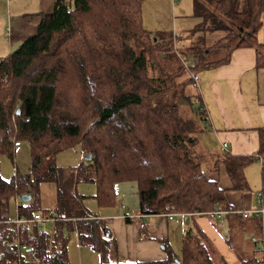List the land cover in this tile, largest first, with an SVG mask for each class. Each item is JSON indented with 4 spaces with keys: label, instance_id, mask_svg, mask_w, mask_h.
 Instances as JSON below:
<instances>
[{
    "label": "trees",
    "instance_id": "16d2710c",
    "mask_svg": "<svg viewBox=\"0 0 264 264\" xmlns=\"http://www.w3.org/2000/svg\"><path fill=\"white\" fill-rule=\"evenodd\" d=\"M143 4L56 0L36 34L0 58V158L15 163L16 145L26 142L32 163L16 180L0 174V264H70L72 234L99 254L100 264H229L195 226L186 228L180 255L164 244L170 254L163 260H112L116 243L106 222L84 208L88 197L78 193L80 183L97 186L92 198L100 207L116 205V184L135 182L141 214L208 216L219 208L228 211L225 218H239L212 174L224 167L232 189L245 192L246 167L260 160L264 205V129L256 156H210L197 139L206 120L194 107L199 95L188 91L193 76L227 63L242 46H255L258 66H264V44L256 37L264 0H194L195 43L186 47L176 46L178 36L147 30ZM76 146L90 161L58 167L56 156ZM44 184L56 186L59 221L52 229L33 223L20 231L26 249L19 255L12 204L17 198L20 218L32 219L43 211ZM257 252L262 258L253 252L240 262L264 264V246Z\"/></svg>",
    "mask_w": 264,
    "mask_h": 264
},
{
    "label": "crops",
    "instance_id": "0c3cea01",
    "mask_svg": "<svg viewBox=\"0 0 264 264\" xmlns=\"http://www.w3.org/2000/svg\"><path fill=\"white\" fill-rule=\"evenodd\" d=\"M26 1L25 6L20 10L13 8L12 3H8L10 6L6 12L0 2V58L7 57L16 45L24 43L36 34L41 19L53 10L56 3V0H33L30 6ZM10 12H13V15L11 13L10 16ZM8 31L11 32L9 36H7L10 33ZM174 32L179 33V30ZM256 37L259 44H264V13ZM197 75L200 80L196 86L199 103L197 107L195 105V109L200 111L202 108L203 111L200 113L206 119L203 123L206 132L203 133L201 140L205 144L207 141L213 145L212 148L204 150L213 157L226 153L234 156H256L260 147L259 130L264 129V66H258L255 46L239 47L232 52L227 63L213 69L201 70ZM198 136L199 134L197 139ZM23 144L21 142L16 145L15 163L11 162L9 169L5 160L7 157L0 158V174L4 179H13L18 173L25 176L31 171L32 163L26 164V158L23 160V166L18 162ZM24 151L30 156L27 143ZM29 159L31 161V156ZM82 159L81 149L76 146L74 149L60 152L56 156V165L61 168H74ZM66 161L68 163H61ZM254 163H258L261 168L260 160ZM219 169L212 174V178L222 189H225L224 197L231 205L232 211L255 209L260 195L259 189L253 190L248 182L249 190L245 192L233 190L226 169L224 167ZM247 178L246 175V180ZM247 181H250L249 178ZM133 183L124 182L115 185L117 203L111 207H100L96 199L92 198L97 193L95 184L80 183L77 187L80 195L88 197L83 201L84 208L106 222L111 238L116 242L119 260L142 262L163 260L167 257L164 244L171 247L173 238L177 239L179 236L182 238L186 228L190 226L203 230L216 252L220 253L229 264H242L239 257L241 255L246 258L252 257L253 252L258 258H262L263 254L257 252L262 250L261 245L253 241V238L261 240L263 237V221L259 217L229 216L226 218L229 232L227 236L219 232L218 220L210 219L204 214L193 216L190 222L170 221L163 215L151 216L146 222V230L141 231L136 220L128 223L123 215L126 212H139L138 185ZM40 190L39 202L41 197L52 196L51 205L43 207L40 204L43 210L41 213L46 215L54 210L57 189L54 184L48 186L44 184ZM16 201L17 198L12 204L10 220L17 214ZM130 206L135 210L132 211ZM181 223H185L184 226H181ZM170 249L172 250V247ZM68 258L71 264H100L99 254L90 247L79 245L78 241L68 244Z\"/></svg>",
    "mask_w": 264,
    "mask_h": 264
},
{
    "label": "rangeland",
    "instance_id": "374dc122",
    "mask_svg": "<svg viewBox=\"0 0 264 264\" xmlns=\"http://www.w3.org/2000/svg\"><path fill=\"white\" fill-rule=\"evenodd\" d=\"M25 1L26 0H0V2L3 4L5 7V12L8 6L12 3L13 8H17L18 10L22 9L23 6H25ZM32 1L33 0H27L29 2L30 6H32ZM55 1V0H52ZM193 1L194 0H144V4L142 7L143 11V25L144 27L149 30L152 33H156L157 31L165 32V34L170 35L173 34V36H178L176 46L178 47H186L189 45H193L195 43L193 41V36H192V31L191 28L194 27L196 23V19L193 17ZM10 3V4H8ZM13 15V12H10ZM8 15V12H7ZM179 33H175L174 31H178ZM173 32V33H171ZM188 91L191 93L197 94V87L192 86L189 87ZM196 107L198 104H195ZM195 107V106H194ZM195 107V108H196ZM182 110L184 112H189L190 113V106L186 104V102H183L182 104ZM201 127L204 129L202 130V133H199L198 136V141L200 143V147L202 152L207 153L205 150L210 149L213 147V145H210L209 142L206 141V144L204 141H202V135L204 132H206V128L203 127V124H201ZM21 143V142H19ZM18 143V145H19ZM23 144V150L19 153V161L21 165L23 166V160L26 158V164L31 165L30 161V156L28 152L24 151V148L26 146V142H22ZM204 143V145H203ZM206 145V146H205ZM207 148V149H206ZM200 149V148H199ZM205 149V150H204ZM76 150L79 151L78 148ZM74 152V151H72ZM201 152V153H202ZM83 156V154H82ZM205 156V155H204ZM85 159V157L83 156ZM6 163H8V169L11 167V161L7 158ZM61 163H68L66 162H61ZM28 167V165H27ZM260 172L261 168L259 167L258 163H253L250 164L249 167H247V170L245 174L249 178L250 181L249 185L250 188L253 190L261 189V178H260ZM245 175V176H246ZM17 176V175H16ZM16 176L13 178L16 180ZM247 178V180H248ZM133 184H136L135 182ZM48 186V185H47ZM45 192V191H44ZM52 196L46 195L45 197H41V201L39 204H41L43 207H48V205L52 204ZM15 200V199H14ZM131 210H135L132 206H130ZM41 213V212H38ZM132 214H136L137 212H131ZM135 221V220H134ZM190 222V221H189ZM185 223H181V226H184ZM50 229V228H47ZM228 229L226 228L224 231V234H228ZM174 240L171 242V247H172V252H175L177 255H180L182 252V243H181V236L176 238H173ZM75 240V241H73ZM77 241L76 235L72 234L71 239L69 241V245L73 244L74 242ZM116 243V242H115ZM87 247V246H84ZM163 247V245H161ZM169 246V248H171ZM166 255H169L170 252L166 250L165 252ZM118 249H115V252L111 253V259L114 260L116 257L118 258ZM233 256V255H232ZM121 261V260H120ZM131 261V260H130ZM71 264V263H70Z\"/></svg>",
    "mask_w": 264,
    "mask_h": 264
},
{
    "label": "built area",
    "instance_id": "2783aa9c",
    "mask_svg": "<svg viewBox=\"0 0 264 264\" xmlns=\"http://www.w3.org/2000/svg\"><path fill=\"white\" fill-rule=\"evenodd\" d=\"M10 32V31H8ZM11 34V32L7 35L9 36ZM184 64L186 66H190L193 64V61L191 62H187L183 59ZM194 78V82H195V86H198L199 83V76L195 75L193 76ZM200 111H203V109L201 108ZM224 148H226V144H224ZM16 207H18L20 205V203L18 201H16ZM228 213V211L225 210H220L219 208H215L213 211L208 213V216H210L212 219H216L219 221L218 224V230L219 232L224 235L227 236V234H224L225 229L227 228V224H226V214ZM237 213L241 214L244 218H248L251 217L253 215H255L256 217H259L260 219L262 218L264 220V205L263 202L261 200V196L258 195V204L257 207L253 210H249V211H237ZM201 214V213H200ZM200 214H192V213H182V212H172L169 214H162L163 216H166L168 218V220L170 221H177V222H187L189 221L193 216L195 215H200ZM124 215V218L126 219H130V220H136L138 222L139 228L141 231H145L147 228V220L149 219V217H151L150 215H146V214H141V213H136V214H132L131 212H126ZM58 217L55 215V213L53 211L49 212V214L47 213L42 214V213H36L35 216L32 219H27V218H23L18 215V213L16 214L15 218H13L12 220H10L11 223H13V225L16 228V239H15V245L17 246V250L19 255L26 249L25 245H21L20 242V231H22L24 228L32 225L33 223H37L39 224V226L41 228H55L57 222H58ZM253 241L255 243H258L259 245H261V248L264 246V231H263V237H261V240H257L256 238H253ZM8 245V243H7Z\"/></svg>",
    "mask_w": 264,
    "mask_h": 264
},
{
    "label": "water",
    "instance_id": "95a60500",
    "mask_svg": "<svg viewBox=\"0 0 264 264\" xmlns=\"http://www.w3.org/2000/svg\"><path fill=\"white\" fill-rule=\"evenodd\" d=\"M22 44H23V43L16 45V46L12 49L11 53H13L14 51H16V49H17L18 47H20ZM89 159H91V156H86V157H85V160L90 161ZM29 200H30V197H29V196H26V195L22 196V201H23V202H28Z\"/></svg>",
    "mask_w": 264,
    "mask_h": 264
}]
</instances>
